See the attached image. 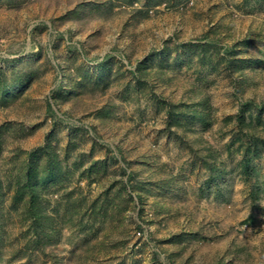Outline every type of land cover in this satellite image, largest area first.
I'll return each instance as SVG.
<instances>
[{"label": "rangeland", "instance_id": "1", "mask_svg": "<svg viewBox=\"0 0 264 264\" xmlns=\"http://www.w3.org/2000/svg\"><path fill=\"white\" fill-rule=\"evenodd\" d=\"M189 1L0 0V264H264V0Z\"/></svg>", "mask_w": 264, "mask_h": 264}, {"label": "trees", "instance_id": "2", "mask_svg": "<svg viewBox=\"0 0 264 264\" xmlns=\"http://www.w3.org/2000/svg\"><path fill=\"white\" fill-rule=\"evenodd\" d=\"M132 3H134V1H131V4ZM147 15H148V11H147V13H145L144 16L146 17ZM225 49L228 50L227 48H225ZM232 49L233 48L228 50V52L233 51ZM226 50H224V51H226ZM208 53H209V49L203 50V53H202L203 54V56H202L203 62L207 60ZM224 61L226 63H230V64H233L234 62L235 63L239 62L240 65L245 63V61L242 59H238L237 61H234V60L232 61V58H229V57L225 58ZM233 67H234V65H231V68H233ZM139 68L141 69V66H139ZM139 68H138V70H139ZM142 68L143 69H141V72L142 71L145 72V68L143 66H142ZM204 103L207 104L206 102H204ZM243 106L245 107L247 105L243 104ZM240 112L243 113V111H240ZM191 116L193 119L198 118L203 123L207 122V119L205 117H203V115L201 113H198L196 111H194ZM170 119H173V112L170 115ZM238 120L240 121V124H241L240 128H242V127L248 128V127L252 126L251 122L250 123L246 122L242 115L238 117ZM244 135L249 136V139H250L249 142L251 140L253 142L254 141L253 139L256 137V136H253L252 134H249L248 131H246ZM249 144L250 143H248V145ZM48 162H49V167H48V170L45 171L46 176L44 177V179H48L49 181L50 180H56V178L59 176V174H58L59 171H61V168H60L61 162L58 160V155L56 153L51 154ZM249 164H250V159H248V158L244 159L243 169H244L245 173H249ZM32 166H35V167L31 169V167L29 166L30 168H28V171H27L26 176H25L26 178L23 181L22 187L18 190V194L20 193L21 196L25 195V194L28 195L29 198L26 202H27V210H28V213L30 214V217L33 218V221L36 224V226L45 228V230L48 231L46 234L50 236L53 233H55V231L53 230V227H52V224L55 221V219H54L55 217L52 216V214H50L49 212H47V207H45L43 205V202L41 200L42 190L38 186L40 183V180H38L39 167L36 166L34 163L32 164ZM131 177H132V172H130L128 174V177H127L128 182L131 179ZM37 234H38V232H37ZM41 235L43 236V234L39 232L38 237L40 238Z\"/></svg>", "mask_w": 264, "mask_h": 264}, {"label": "built area", "instance_id": "3", "mask_svg": "<svg viewBox=\"0 0 264 264\" xmlns=\"http://www.w3.org/2000/svg\"><path fill=\"white\" fill-rule=\"evenodd\" d=\"M194 0H190L189 2H188V4L191 6V5H193L194 4ZM151 12H152V10H151Z\"/></svg>", "mask_w": 264, "mask_h": 264}]
</instances>
